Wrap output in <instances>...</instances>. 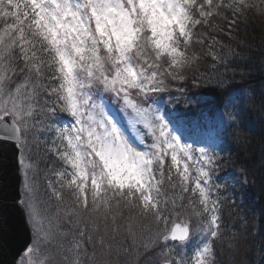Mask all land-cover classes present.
Returning <instances> with one entry per match:
<instances>
[{
    "label": "snow or ice",
    "instance_id": "1",
    "mask_svg": "<svg viewBox=\"0 0 264 264\" xmlns=\"http://www.w3.org/2000/svg\"><path fill=\"white\" fill-rule=\"evenodd\" d=\"M249 14L264 0H0V264H222L247 244L217 149L257 99L230 87Z\"/></svg>",
    "mask_w": 264,
    "mask_h": 264
},
{
    "label": "trees",
    "instance_id": "2",
    "mask_svg": "<svg viewBox=\"0 0 264 264\" xmlns=\"http://www.w3.org/2000/svg\"><path fill=\"white\" fill-rule=\"evenodd\" d=\"M241 35L247 41V45H234L237 48H245L250 56V70L243 79L237 74L232 81L230 87L240 90H254L256 93V101L253 111L250 113L249 120L243 130L232 129L228 132L227 143L223 145V151L217 149V154L222 159L221 167L217 172L218 182L229 185L230 181H234L235 177L227 176L225 169L231 167H239L245 170L247 178L251 181L248 185H243L238 181H234L232 185H236L235 192L238 199L243 200L242 212L228 217V207H224V215L229 226L239 225L242 215L248 216V241L246 245H242L240 251L229 253L227 248L219 252L218 259L222 264H244V249L251 251L253 242L259 239L261 246H264V217H261V210L264 209V122H261V111L259 108L260 96L264 93V17L253 16L249 14V23L241 24ZM231 67V64L229 65ZM201 71L208 73L211 71L207 62H202ZM231 75V73H229ZM189 88L191 85L189 84ZM192 93L205 92L207 99H215L207 89L191 88ZM194 120L199 121L201 126L206 125L209 129L217 127V117L213 107H205L203 116L199 113L194 114ZM190 142V141H189ZM40 151V167L44 169L48 166L49 155H46L41 147ZM225 178V179H223ZM231 195V193H228ZM255 216L257 226H251V219ZM256 229L253 234L252 229ZM243 239V237H241ZM219 251V250H218Z\"/></svg>",
    "mask_w": 264,
    "mask_h": 264
},
{
    "label": "rangeland",
    "instance_id": "3",
    "mask_svg": "<svg viewBox=\"0 0 264 264\" xmlns=\"http://www.w3.org/2000/svg\"><path fill=\"white\" fill-rule=\"evenodd\" d=\"M191 142V141H190ZM199 146H208L206 143L204 144H201ZM240 169L239 167H231L229 169H225L224 170V173L227 175V176H232V177H235L234 181H238V178L241 176V173H240ZM225 179V178H223ZM234 181H230L229 185H232L234 183ZM243 184V183H242ZM247 184V183H246ZM246 184H243L246 186ZM253 219H251V226L252 227H256L257 226V219L255 216L252 217Z\"/></svg>",
    "mask_w": 264,
    "mask_h": 264
}]
</instances>
